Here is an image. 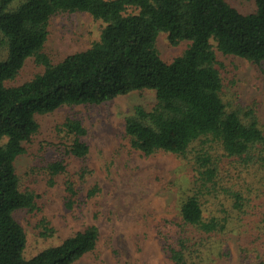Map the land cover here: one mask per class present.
Masks as SVG:
<instances>
[{
  "label": "trees",
  "instance_id": "16d2710c",
  "mask_svg": "<svg viewBox=\"0 0 264 264\" xmlns=\"http://www.w3.org/2000/svg\"><path fill=\"white\" fill-rule=\"evenodd\" d=\"M255 4V12L243 14L227 0H0V55H7L0 60V264H74L99 243L93 225L32 259L24 256L28 238L17 214L36 210L37 196L23 187L17 163L40 130L38 117L144 91H154L157 102L126 119L132 148L148 157L173 154L195 171L179 222L164 235L173 262L188 264L208 237L236 223L248 222L258 231L250 238L264 244V130L254 109L246 117L228 110L218 68L220 54L234 56L264 76V0ZM78 12L104 24L100 40L54 63L45 53L50 21ZM162 33L174 46L190 43L172 63L158 51ZM30 59L44 71L8 86ZM60 132L69 138L66 155L47 171L52 185L65 176L67 207L74 210L81 192L76 179L85 183L92 175L87 130L69 118ZM69 157L82 163L79 172Z\"/></svg>",
  "mask_w": 264,
  "mask_h": 264
},
{
  "label": "rangeland",
  "instance_id": "374dc122",
  "mask_svg": "<svg viewBox=\"0 0 264 264\" xmlns=\"http://www.w3.org/2000/svg\"><path fill=\"white\" fill-rule=\"evenodd\" d=\"M227 1L243 14L255 12V0ZM103 26L88 13L55 16L49 24L45 53L59 63L86 51L100 40ZM189 45L183 42L174 46L169 35L162 33L157 48L162 59L172 63ZM6 58V54L0 55V60ZM218 68L228 110L241 111L246 117L247 111L254 109L264 130V76L260 68L222 54ZM43 71L35 59H30L17 79L7 85H21ZM156 102L154 91L134 92L106 104L65 107L38 117L40 130L17 163L23 187L37 196L36 210L17 214L27 233V260L94 225L100 232L96 250L74 264H175L164 235L179 222L194 168L173 154L145 156L132 148L125 134L126 119L136 108L151 110ZM69 118L80 120L87 130L84 141L90 154L86 166L92 171L85 183L76 179L81 192L74 210L67 207L65 176L57 177L52 185L47 171L49 164L66 155L69 138L60 130ZM66 162L74 173L82 167L70 157ZM92 189L99 191L92 199H86ZM247 224L236 223L228 231L208 237L197 248L198 257L191 258L188 264H264V244L250 238L258 231L251 232Z\"/></svg>",
  "mask_w": 264,
  "mask_h": 264
}]
</instances>
